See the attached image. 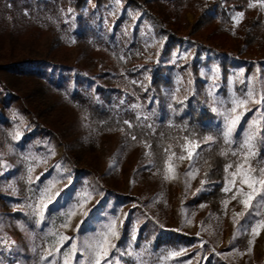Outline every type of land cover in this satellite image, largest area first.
<instances>
[{
  "label": "trees",
  "instance_id": "16d2710c",
  "mask_svg": "<svg viewBox=\"0 0 264 264\" xmlns=\"http://www.w3.org/2000/svg\"><path fill=\"white\" fill-rule=\"evenodd\" d=\"M125 1L144 10L150 0ZM90 2L92 4L89 6ZM151 2L155 6L150 8L151 15L148 17L162 24L164 19L172 21V25L178 23L177 17L183 10H201L199 23L208 27L206 37L210 42L196 40L197 43H206L205 47L217 51L230 47L228 52H236L230 57L232 72L225 62H220L214 72L222 79L227 73L235 75L232 86L224 84L217 91L205 90V85L199 81V74L189 72L187 62L183 61L157 68L141 64L137 55L144 59L142 57L149 48L134 37L136 30L128 40L120 24L125 10L116 17L104 11L105 7L115 5L113 0H0V202L4 205L3 213H0L2 259L11 258L8 255L10 248L1 243L9 231L2 224L6 218H11L21 222L24 231L36 240L32 259L38 264H48L47 260L57 245L56 237L60 234L66 214L71 211L67 208L77 202V198H71L72 191L79 189L77 186L86 179L83 171L90 170L94 174L93 163L86 158L92 156L94 150L97 151V141L104 130L117 135L112 158L125 148L139 149V161L132 176L139 174L152 180L168 163L180 160V154L187 157L189 170L198 177L197 188H201L187 201V205H191L189 209L200 212L207 208L204 216L211 219L213 216H223L222 205L234 193V189H224L229 187L227 181L231 178L230 173L235 172L236 165L243 160L241 144L246 135L243 131L233 133L232 142L226 144L223 131L233 107V99L246 98L249 88H252L249 73L255 64L250 62L249 69L244 70L247 61L244 55L257 57V65L264 68V0ZM84 5L87 7L83 8ZM168 26L166 34L172 38L180 28L174 30ZM70 47L79 53L75 58L67 55ZM96 51L110 55L120 66L112 68V64L101 62L99 70L91 72L85 65H89L88 61L93 59L90 53ZM262 81L258 83L261 92L255 95L257 99L264 91ZM53 96L57 99L52 100ZM252 105L259 115L264 113V104ZM62 107L71 108L84 116L87 134L85 139L63 144L66 156L63 163L72 165L70 169H73V174L56 184L59 188L63 185V189L58 190L55 197L47 194L46 199H41L40 192L52 181L50 174L55 165L47 167L43 158L50 154V143L61 137L49 124V112L64 113ZM259 119L261 137H264V116L260 115ZM69 128L68 125L66 130ZM207 137H212V140L208 141ZM189 151L193 152L191 159ZM255 151L256 156L250 165L256 169L253 175L258 177L260 169L264 168V143L260 142L259 137ZM229 164L232 167L225 171ZM40 168L43 170L38 172ZM113 169L117 173L118 167ZM112 184L116 185L115 180ZM255 187L261 188L259 184ZM109 191L112 188H104V192ZM73 193L79 192L75 190ZM133 197L136 209L142 213L145 206L141 197ZM112 199L119 201L112 194L99 200L88 217L83 219L78 234L90 227V218L94 214L105 211L107 203H111L108 211L112 213ZM31 201L47 203L40 207L44 213L43 220L37 216L40 211L27 212V203ZM263 215L264 212L261 217ZM131 226L128 219L121 230L119 243L123 244L124 239H128L138 247L144 241L152 254H165L167 248L175 249L180 245H196L191 237L173 231L149 235L147 230L154 232L155 225L150 230L148 225L139 227L134 237L132 228L128 231ZM95 229L90 228L91 231ZM127 246L126 243L121 247V251L127 253L120 264H136L129 257ZM60 247L63 250L68 244Z\"/></svg>",
  "mask_w": 264,
  "mask_h": 264
},
{
  "label": "rangeland",
  "instance_id": "374dc122",
  "mask_svg": "<svg viewBox=\"0 0 264 264\" xmlns=\"http://www.w3.org/2000/svg\"><path fill=\"white\" fill-rule=\"evenodd\" d=\"M113 3H115L114 6H107L104 11L116 17L117 14L120 15L125 10V17L121 19L122 23L120 22V24L122 29H125L128 40L136 30L134 37L146 48H149V50L147 49L148 53L142 57L144 59L141 60V56L137 55L141 64L153 65L154 68H157L161 65H171L174 62L183 61L187 62L186 67L189 72L199 74V81L205 85V90L213 92L223 88L224 84L227 87L232 86L235 75L227 73L222 79V76L220 77L218 73L214 72L218 69L220 62H225L228 65L227 68L232 72L233 62L230 57L236 52H228L231 49L230 47L217 51L205 47L206 43H197L196 40L210 42L206 37L208 27H205L204 23H199L201 10L181 11L177 17L178 23L172 25V21L169 22L164 19V24H162L148 17L151 15L150 8L153 9L155 6L151 0L148 1V5L144 7V10L129 5L125 0H113ZM91 4L92 2L88 3L89 6ZM86 7L87 5L83 6V8ZM154 11L160 14L159 11L155 9ZM160 16L162 19L164 18L162 14ZM167 26L174 30L180 28V30L173 34L174 37L169 38L166 34ZM77 54H79L77 49L72 47L68 49L67 55L75 58ZM90 56H92L93 61H88L89 65L86 64L85 66L92 70L91 72L98 71L101 62L112 64V68L120 66L116 59L104 52H91ZM256 58L249 54L244 55V59L247 61H245L243 69H249L250 62L255 64L250 69L249 80L251 87L255 90V95H260L261 91L258 90V83L263 80L264 85V68L257 65ZM173 75L177 74L174 73ZM210 95L212 94L210 93ZM262 95H264V91ZM54 99L57 98L53 96L52 100ZM239 99H243L242 96ZM252 104L249 103L246 106L251 111L244 113L233 133L243 131L246 134L249 124L260 117L258 110L252 109ZM14 106L18 107V104ZM62 109H64V113L49 112V124L61 137L60 140L57 139L55 142L50 143L48 147L50 154L43 158L44 161L46 160L47 167L53 166L54 163L55 165L50 174L52 181L47 183L46 188H43L40 192L41 199H46L47 194L55 197L57 191L63 189V185L59 188L56 184L73 174V169H70L72 165L67 162L63 163V158H66L65 145L63 144L65 142L73 144L75 139H85V134H87L85 131L87 126L83 121L84 116L78 111L71 110V108L62 107ZM241 111H244V109H237L238 113ZM253 112L256 113L253 114ZM251 114L254 115L253 118L250 117ZM68 125L70 128L66 130ZM30 128L28 127V129ZM98 139L97 151L94 150L92 156L88 155L86 158L89 163H93L94 174L90 170L83 171L86 179H84L83 184L77 186L79 189L75 188L72 191L73 196L71 198H77V202L67 209L71 210L70 212L74 211L75 214L66 217L63 225L67 223V227L62 226L60 234L56 237L57 245L54 246L53 255L47 260L48 264H53V261L55 264H65V253L69 254L68 264H89L90 261H94V246L102 239L101 234L107 231V226L113 224L117 235L110 236L109 239L114 247L109 248L108 256L101 264H108V262L110 264H120L127 253L121 251L122 245L126 243L129 257L136 264H264V226H257L261 221H264V215L261 217L264 212V201L261 200V197H264V189L257 188L258 193L254 194L249 207L246 208L241 200L246 198L243 193H248L251 190L246 184L242 185L240 183L239 175L235 178V184H230L229 182L233 180L231 175L227 182L229 187L232 190L234 189L233 195L237 193L238 189H242V194L236 195L235 199L231 197L223 203V216H213L211 219L204 216L207 214V208L200 210V212H193L189 209L191 205L189 203L187 205V201L201 190V188H197L198 177L196 173L188 168L187 157L181 159L180 154L178 157L180 160L168 163L161 173L149 180L139 174L132 176L133 170L139 161V149L125 148L112 158L111 153L116 147L117 135H112V131L104 130ZM115 166L118 167L117 173L112 171ZM40 170L43 169L40 168L38 172ZM106 170H110V172ZM113 180H115L116 185L112 184ZM235 185L237 188H234ZM104 188H112V191L104 192ZM75 190L79 193H73ZM111 194L112 197L119 200L112 199V213L108 211L111 203H107L105 211L97 215L94 214L90 218V227L78 234L83 219L86 216L88 217L89 212L99 200L105 195ZM136 195H139L142 203H144L145 207L142 208V213L136 209L133 203L132 198ZM2 204L0 202V213H3L4 205ZM43 204L47 203L31 201L27 203V212L42 211L40 207ZM245 218L247 220L244 221ZM128 219L129 226L132 225L128 231L132 228L131 234L134 237L139 232V227L148 225L150 230V227L155 225L157 231L155 229L154 232L153 230H147L149 235L153 236L156 233L165 234L173 231L191 237L196 245L189 247L180 245L175 249L167 248V251L163 250L167 252L165 254L160 252L152 254L149 252L151 248L145 245L144 241H141L137 245L138 247H135V242H130L128 239H124L123 244L119 243L121 230ZM4 222L2 225H6L5 227L9 231L4 237L2 236L1 243L11 249H8V255L11 258L5 260L0 257V264H38L32 259L36 240L24 231L25 228L21 222L13 221L11 218H6ZM91 227L96 229L91 231ZM253 229H256L255 235ZM142 236H144L143 233ZM140 238L143 240L142 237ZM249 241H252V243L250 244ZM240 242H245V244L242 245ZM65 243L68 244V247L61 250L60 246L65 245ZM73 245L76 246L74 252L72 251ZM208 257H210L209 262H207Z\"/></svg>",
  "mask_w": 264,
  "mask_h": 264
},
{
  "label": "snow or ice",
  "instance_id": "6c2138e0",
  "mask_svg": "<svg viewBox=\"0 0 264 264\" xmlns=\"http://www.w3.org/2000/svg\"><path fill=\"white\" fill-rule=\"evenodd\" d=\"M249 103H256V104H264V95H262L259 99L255 98V90L254 88H249L246 98L244 99H233L232 104L233 107L230 110V113L228 115L225 128L223 131V137L224 142L226 144H230L232 142V134L236 129V126L239 124L240 119L244 115L246 111H251L250 108H247L246 106ZM238 108L244 109V111L237 112ZM261 116H264V113L260 114ZM258 137L260 138V142L264 143V137H261V127H260V119H254L251 124H249L247 133L244 137V140L241 144V149L243 151V160L241 163H238L236 165L235 172L230 173V175L233 176V180L230 181V184H235V178L237 175L240 176V183L246 184L248 188L251 190L248 193H243V195L246 197L245 199L241 200V203L245 205V207H249L250 202L253 199L254 194L258 193V189L255 187L257 184L261 186L262 189H264V168H261L259 171V176L253 175V173L256 172V169L251 168L250 161L256 156L255 146L258 140ZM208 141L212 140V137H207ZM195 147H199V145H196ZM223 154V153H222ZM237 153H233V155H236ZM193 157V152L189 151V159ZM181 159H184L183 156L180 157ZM248 165L247 168H245V165ZM232 165L229 164L226 166L225 171L228 170V168H231ZM167 178V177H166ZM51 187V186H50ZM225 191H231V188L225 187ZM242 194V189H238L237 193L233 195V199L236 198V195ZM50 199V197H49ZM261 200L264 201V197H261ZM39 207V206H38ZM46 207V205H44ZM40 219H44V213L43 211H40L39 213ZM75 212H69L66 215L71 217L74 215ZM64 227H67V223L63 225ZM258 227L264 226V221H261L258 225ZM253 234H256V229H253ZM102 239L96 243L94 246V255L95 259L94 261H90L89 264H101L102 261L106 260V257L108 256V250L110 247H114V245H111L110 243V236H116L117 233L115 231V225H108L107 231L102 233ZM63 239V237H61ZM251 244L252 241H249ZM76 246H72V251H75ZM51 255V253H49ZM68 253H65V264H68ZM53 264L55 262L53 261ZM110 264V262H108Z\"/></svg>",
  "mask_w": 264,
  "mask_h": 264
}]
</instances>
